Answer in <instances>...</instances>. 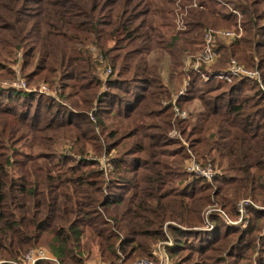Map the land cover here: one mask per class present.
I'll return each mask as SVG.
<instances>
[{"label": "trees", "instance_id": "obj_1", "mask_svg": "<svg viewBox=\"0 0 264 264\" xmlns=\"http://www.w3.org/2000/svg\"><path fill=\"white\" fill-rule=\"evenodd\" d=\"M165 1L0 0V62L22 53L27 85H40L36 78L42 74L40 79L50 86L61 81V97L72 107L68 111L46 96L36 100L38 95L30 92L0 89L1 256L20 259L33 241L38 244L50 236L52 251L63 264H83L92 245L111 264L130 263L151 258L152 247L169 240L164 232L169 223L176 245L168 249L171 257L182 248L180 241L186 238L180 236L188 229L207 243L198 254H219L209 261H220L225 254L223 261L215 262L225 264L234 258L228 254L232 245L253 248L264 238V222L259 224L264 220V91L259 85L249 78L231 86L203 82L209 71L202 67L177 99L189 112L178 126L192 140L196 159L219 168L223 176L212 181L194 176L180 188L182 175L189 174L181 168L187 149L177 151L168 138L172 96L182 87L185 57L201 49L207 29L220 27V20L236 24L237 17L225 14L220 19L210 9H188L187 28L177 33V0ZM231 3L241 11L244 35L229 44L218 42L220 66L212 71L223 70L235 59L260 71L264 80V0ZM89 44L98 47L111 70L104 82L96 75L99 63L86 50ZM163 68L176 89L164 85ZM103 86L106 92L98 95ZM248 92L252 96H242ZM95 100L96 122L89 115ZM196 103L201 110L191 111ZM60 141L85 143L81 155H87L90 141L104 142L95 146L97 155L119 150L106 175L123 183L120 192L104 193L103 171L68 166L69 158L55 149ZM81 164L94 169L99 162ZM246 200L257 207L246 206L245 227L244 221L227 223L217 211L207 214L215 206L236 222L240 203ZM202 225L213 228L196 230Z\"/></svg>", "mask_w": 264, "mask_h": 264}, {"label": "rangeland", "instance_id": "obj_2", "mask_svg": "<svg viewBox=\"0 0 264 264\" xmlns=\"http://www.w3.org/2000/svg\"><path fill=\"white\" fill-rule=\"evenodd\" d=\"M162 1H165V0H162ZM231 1L232 0H190L188 5H185V4H183V0H177L176 6L173 7V9L176 8L175 9L176 10L175 11L176 32L179 33V32H183L184 30H186V28H187L186 18L188 16V9L203 10L204 8H206V9H210L211 11L216 12L219 15L220 19L223 16H225V14L230 15L233 19V17L236 16L235 11H238L239 14L241 11L239 9L235 8L232 5ZM242 2H244V1H242ZM182 9H184V10H182ZM236 17H237L238 23L231 24L230 23L231 20H228L229 22H223L220 20L222 25L218 28H214L213 30L231 31L234 33H239V31H240L239 29L240 28L243 29L242 24L240 22V20L242 21V19L238 16H236ZM214 18L217 19L215 17V15H214ZM204 35H205V33H204ZM243 35H244V30H243ZM219 42H220L219 45L229 44V42L226 40H222ZM113 45H114V43H111V46H113ZM109 46H110V44H109ZM202 46H203V44H202ZM202 46H201V49L198 50L197 52L189 54V56H191L190 58H188L189 56L187 55L188 57L187 56L186 57L188 59L185 62L183 61V73L185 74V76H184V81L182 82V87L180 88V90L178 89L179 92L177 94L176 93L174 94L176 97H178L182 91L184 93H186V90L188 89L190 81L192 82L193 78L196 79V77H197L196 75L201 74L200 70L202 67H206V66H202L201 68H199L198 70H195V71H191L193 69H190L191 58L193 57L192 61H193V59L196 58L197 54L201 52ZM86 50L91 54L93 60L97 61L99 63L98 67L96 69V75L101 82H104L105 80L108 79V76L110 75V73L108 74V71L110 68L106 67L103 55L98 50V47L94 44L87 45ZM186 57H185V59H186ZM232 60H235V59H232ZM231 61L221 71H215V72L212 71L214 68L219 67L220 64H216L215 66L207 67L206 69H204V70L209 71V73L205 74L203 76V78H202L203 82H211V81L220 82L221 81V82L227 83L226 85H229V86H231L235 83L243 82L242 80L245 79L244 77L235 75L232 72L228 71V65H231ZM22 62H23V54L20 52H18L17 56L14 57L12 60H8L7 62H0V89L1 90H5V91L19 90V91H24V92H30V93H33L35 96L38 95L37 97H35L36 100H42V99H40V97L46 96L45 98L49 97V99L50 98L55 99L56 102L59 104V106H63V109L66 108L68 111L72 110V107H70L71 103L61 97L62 90L60 88H61V85L63 83H61V81H59L57 85L51 84L52 86H50L49 84L43 82L44 79H40L42 76H45L44 74H42L41 76H38L36 78V79L40 80L39 81L40 85H36L34 83L36 86H33V87L28 86V91H26L24 89L21 90L18 87L19 82L20 81L26 82V79H25L26 74L23 75V73H22ZM163 70H164L165 77L169 76L167 69L163 68ZM217 72H219V73H217ZM219 74H223L224 77L215 76V75H219ZM220 76H222V75H220ZM51 78L52 77H50V79ZM212 79H214V80H212ZM45 84L48 85L49 88L51 89V92H52L51 94H45L39 89L42 85H45ZM106 88H107L106 86H103L100 89L101 91H99L100 93L98 95L102 94L103 92H106ZM206 88L207 87L204 88V91L206 90ZM174 89H176V87ZM224 90H226V89H224ZM252 94L253 93L248 92L242 96L243 97L252 96ZM49 99H47V100H49ZM73 101L74 100H72L71 102H73ZM176 102L174 103L175 104L174 117L172 119L171 129L168 133V138H169V140H171L172 142L177 144V147H174V148H177V151H183V150L185 151V148L187 149V153L185 152V154L188 155V158L184 161V164L181 166V168H182V173L186 172V174H188V173L189 174L185 175V176L182 175L181 178H185V181L182 183V186L180 187V188H182L183 186L188 185L190 182L194 181L195 177H198L200 179H203L204 177L201 178L200 176H198L194 173H191L188 170L190 159H191L192 155L195 158H196V156L192 152V149L190 148L192 140L190 138H188V136H186L182 133V130L179 128L178 123L181 119L182 120L187 119L189 116V112H188V110L181 109V107ZM166 103H167V101H164L163 104H166ZM176 107L179 109V111L181 113L183 112L185 114V116L178 115L175 111ZM98 110H99V103L97 100H95L93 107L89 110V115L91 117V121L95 120V122H96L97 119H95V112H98ZM199 110H201V107L198 103L194 104L191 107V111L198 112ZM75 114H78V113H75ZM75 120H76L75 122H77V123L81 122V119H79L78 117H76ZM110 122L111 121L108 120L106 123L110 124ZM93 124L96 125L94 123V121H93ZM97 124H98V122H97ZM97 134L101 135L100 131H98ZM90 142L92 144L88 143L86 145L87 155H81L79 152V150L83 147V145L85 143L83 145L81 143H79V144L74 146V144L72 142L60 141L58 143V146L55 147V149L58 151V155H60L62 157L67 156V158H69L68 166H70V167L76 168V167L82 166L83 171H88V170L103 171L104 178H106V180L108 179L107 181H109V179H110V183H108L106 180H104L105 181L104 185H103L104 193L107 196H109L108 191L115 190L116 191L115 194H118V192H120L119 188H121V184H123V183H119L118 181L112 182L111 181L112 177L110 178V173L108 172V175H106V169L110 167L109 163H110L111 159H114L118 156L119 150H117V151L113 150L111 153H106V151L103 150L102 154L97 155V151L95 149L99 150V147H95V146L104 145V142L102 141L101 144L100 143L96 144L93 141H90ZM112 142L113 141H111L110 143H112ZM114 146H115V144H112L111 147H114ZM45 154L46 153H44V155H42V156H45ZM140 156L144 159V157L142 155H140ZM50 157H52V156H50ZM133 158L135 159L138 157H131V159H133ZM143 159L141 160L142 163H144ZM84 160H86V161H84ZM196 161H197V163L201 164L198 161V159H196ZM90 162H92V163L99 162L98 167H94V169H93L92 167H86V164H81V163H90ZM209 165H211L215 171L219 172L217 177L223 176V172L219 168L212 165L211 163H209L208 165H202V166L208 167ZM69 175L70 176H79V175H77V173H73V172H70ZM204 179H206V178H204ZM102 181H103V179H102ZM116 183H119V185ZM107 188H109V189H107ZM246 206L247 205L244 206V209L246 208ZM214 207H210L208 209L209 210V211H207L208 215L211 214L212 212L214 213L215 211L219 212L220 209L214 208ZM219 214H220V212H219ZM241 215H243L245 218H248V214L246 212V209H245V212L242 213ZM238 221H236V222H238ZM232 222H234V221H232ZM263 222H264V220L260 221L259 224H261ZM168 224L165 225L164 232H165V235L167 236V238L170 239V241L172 242L171 245L167 246V249L170 248L169 250H171V249H174L176 247V245H174L173 238L170 236V234H172V233L169 229L170 227H168ZM100 227L106 228V225H103L101 223ZM206 227H207V224H206ZM206 227H204V225H202V226L196 228V230L200 229V231H202V230L211 231L213 228V225L211 226L210 229H207ZM107 228H109V227H107ZM193 231H195V229ZM191 233H194V232H191L187 229V230H184V233L180 236V239H182V238L183 239L186 238V239L184 241H180L182 243V248L180 250H178L176 248L175 255H173V257L170 256V260H171L172 264H216L215 262L223 261V259L226 257L225 254L222 257H220L221 258L220 261H217V259H216V261H209V259H208L212 255H214L215 258H219V254H216V253L215 254L214 253H206V254H201V255L198 254L199 250L202 251L203 249H205V248L201 247L203 245V243H204V245H207V243L206 242L200 243L202 236L201 235L198 236L197 232H195V234H192V235H191ZM262 236L264 237V234H262ZM87 237L88 236L85 237L84 245L89 244V240ZM193 238H194V240L192 242L190 241L188 243H185V241L192 240ZM162 242H164V241H162ZM52 243H53L52 237L45 236L43 238V240L38 244L33 241L29 245V246H31L32 249L28 250L27 252H22L23 256L20 255L21 257H20V259L18 258L19 260L18 259H10V258H7V257L0 255V264H40V263L41 264H63L61 262L60 258L53 253ZM153 248H154V246L152 247V249ZM75 253L77 255H80L78 250H76ZM228 254L233 255L234 258L229 259L227 262H225V264H264V238H261L260 243H256V245H255V243H253V248L251 246L246 247L245 245H240V244L236 243L235 245H232ZM102 257H104V256H102V254L100 253L99 248L92 245V246H90V252L85 253L83 255V258H86L83 264H104V263L105 264H111L110 261L106 260L105 258L103 259ZM123 257L124 256H120L121 259H123ZM113 258H115V257H113ZM141 259H143V258H141ZM136 261H138V260L132 259V261H129V262L134 263ZM115 262L118 264V260H116Z\"/></svg>", "mask_w": 264, "mask_h": 264}, {"label": "built area", "instance_id": "obj_3", "mask_svg": "<svg viewBox=\"0 0 264 264\" xmlns=\"http://www.w3.org/2000/svg\"><path fill=\"white\" fill-rule=\"evenodd\" d=\"M235 15L242 19V15L239 14L238 11H235ZM239 30H240L239 33H234L231 31H218L213 29L206 30L204 35V43L202 46V50L200 53L197 54L196 58L193 59V61H192L193 57L191 58L190 69H193L195 71L201 68L202 66H206V67L214 66L219 61L221 56L220 52L217 49L218 42L220 40H226L228 42H231L241 39L243 37V29L240 28ZM190 57L191 56H189L188 58ZM228 71L232 72L235 75L242 76L244 78H249L255 81L259 85V87L264 91V80L260 71L249 70L245 66L239 64L236 60H232L231 65H228ZM109 73H111L110 70L108 71V74ZM215 76L224 77L223 74H219ZM18 87L21 90L24 89L28 91V85L25 81H20ZM39 89L45 94L52 93L51 89L46 84L42 85ZM184 95L185 93L182 91L179 96L181 97ZM175 111L178 115L185 116V114L183 112L181 113L177 107L175 108ZM188 170L189 172L194 173L200 177H204L209 181L217 177L219 173L218 171H215L211 165H209L208 167H204L201 164L197 163L196 158L193 155L190 159ZM249 204H253V203L249 200L240 203L239 211L241 212V214L245 212L244 206ZM219 212L227 223L238 224L244 221V227L247 226L249 223V219L245 218L243 215H241L238 222H232L228 219V217L222 210H219ZM171 244L172 242L170 241V239L168 241L160 242L153 248L151 258H144L134 263H123V264H172L167 249V246Z\"/></svg>", "mask_w": 264, "mask_h": 264}, {"label": "crops", "instance_id": "obj_4", "mask_svg": "<svg viewBox=\"0 0 264 264\" xmlns=\"http://www.w3.org/2000/svg\"><path fill=\"white\" fill-rule=\"evenodd\" d=\"M189 56V55H188ZM187 56V57H188ZM187 57H186V59L184 60V62L187 60ZM166 79H165V86H167V87H170V88H174V86H175V81H172V82H170L169 80H168V77H165ZM173 97V99H174V103L176 102V99H178L180 96H178V97H176L175 95L174 96H172ZM175 105V104H174ZM175 107V106H174Z\"/></svg>", "mask_w": 264, "mask_h": 264}]
</instances>
